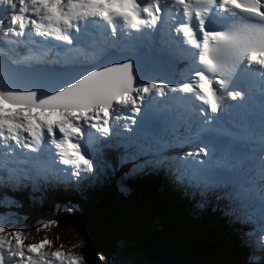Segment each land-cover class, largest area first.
I'll use <instances>...</instances> for the list:
<instances>
[{
	"label": "snow or ice",
	"instance_id": "1",
	"mask_svg": "<svg viewBox=\"0 0 264 264\" xmlns=\"http://www.w3.org/2000/svg\"><path fill=\"white\" fill-rule=\"evenodd\" d=\"M166 9L176 11L173 20H181L176 31L195 50L196 60L185 77L188 82L145 72L135 51L134 34L155 31ZM97 22L110 28L102 42L93 32L99 27ZM125 25L129 39L121 40ZM217 28L222 30H213ZM26 34L27 40L15 39ZM0 40L23 49L15 57L0 58V205H5L9 192L30 186L32 191H39L37 185L45 183L54 190H79L89 176L97 180L114 174L117 167L91 154L86 129L108 140L113 122L118 125L123 119L127 132L133 126L151 125L162 133L149 147L123 145L132 149L119 158L118 167L130 165L126 175L149 165L163 168L186 191L204 196L221 180L230 184L227 166L244 159L249 168L245 182L259 183L264 207V0H0ZM4 55L0 50V57ZM160 55H168L166 45ZM38 65L56 66L49 69L46 82L55 80L58 73L67 78L47 93L35 87L19 88L21 73ZM253 72L262 82L260 143L258 151L249 149L250 158H242L236 151L244 121L233 122L232 113L246 111L248 77ZM176 93L183 95H169ZM182 99L193 101L180 118L187 134L182 143L199 141L204 146L170 157L164 155L165 150L179 146L172 102ZM247 127L252 133L257 131L251 118ZM163 134L172 140L165 143ZM209 136L219 144L231 145L222 158L223 166L214 161V144L205 142ZM147 154H153V159L141 162ZM56 223L48 221L41 227ZM5 224L0 214V234L7 233V237L0 235V264H7L9 258L19 264H81L82 257L75 253L42 251L52 243L47 238L25 246L22 229ZM257 246L262 255L249 264L264 260V219L258 225Z\"/></svg>",
	"mask_w": 264,
	"mask_h": 264
},
{
	"label": "trees",
	"instance_id": "2",
	"mask_svg": "<svg viewBox=\"0 0 264 264\" xmlns=\"http://www.w3.org/2000/svg\"><path fill=\"white\" fill-rule=\"evenodd\" d=\"M129 186L137 193L136 204L133 205L135 210H130V214L116 202H125L120 195L110 191L98 193L97 189L91 198L85 200L76 195L62 196L59 199L61 202H64V198L78 201L67 205L66 211L52 212L50 205L39 209L38 203L36 213L44 219L34 222L43 225L56 221V224L47 227H50L56 240L62 239L75 245L77 255L82 257L81 264H118L119 252L125 264H132V259L125 255L130 252H140L146 259L142 240L147 229L153 225L162 228L173 224H179L182 232L193 237L201 236L209 242L212 248L209 264H236L242 261L243 252L235 243L237 237L216 213L207 210L193 213L181 199L175 198L169 187L154 178L135 179ZM140 192L143 196L138 194ZM19 199L20 204L13 203L11 206L18 204L15 212L27 219L32 214L27 212L29 206L39 200L27 195H21ZM74 205H78L79 210L68 212V207ZM50 218L53 220H46ZM135 257L140 258L138 255Z\"/></svg>",
	"mask_w": 264,
	"mask_h": 264
},
{
	"label": "clouds",
	"instance_id": "3",
	"mask_svg": "<svg viewBox=\"0 0 264 264\" xmlns=\"http://www.w3.org/2000/svg\"><path fill=\"white\" fill-rule=\"evenodd\" d=\"M71 74H76V72H71L70 75ZM248 171L249 170H245V169L241 170V172H243L244 174H247ZM161 184L164 185L163 183H161ZM103 186L104 187L101 190H99L98 193H101L103 191H110L114 194L117 193L118 195H120V197L125 202H121L119 200H116V202H120V203H123L125 205H129L132 202V199L134 198V196L137 194L135 192V190H133L131 188V186H129V185H128L127 193H125L122 190H120V192H116L115 189L111 188L110 182L108 184L107 183L103 184ZM164 186H166V185H164ZM167 189H169V188H167ZM170 190L173 192V195L175 196V198L177 196V199H181L185 204L188 202L187 199L181 197L180 196L181 194L179 192H177L175 189L170 188ZM42 195H43V199H44V206L50 205V207L52 208V212L66 211L65 208L67 207V205H70L69 201H72V202L76 201V200H69L67 198H64V202H61V201H59V199L64 195L55 196V195H53V193H44ZM234 195H235V200H234L233 206L237 207L240 211L234 209V213H235L236 217L233 220V222L240 221L239 219L241 217H243L244 214L249 213V212L253 211L254 209H258L257 207H255V205L252 202H250L247 199L246 194L244 192V189L234 188ZM138 197H139V195H138ZM249 197H251V195H249ZM34 198L35 199L37 198L36 192H34ZM134 204H136V203L134 202ZM133 205H132V209H133ZM37 207H38V205H37ZM74 207L76 209L75 211L79 210L78 205H74ZM187 207L189 208V210H191L193 213H195V210H194L192 205H188ZM211 207L212 206H209V208H211ZM125 210H127L128 211L127 213H129V214L131 213L130 209L125 208ZM133 210H135V209H133ZM214 210H216V209H214ZM231 210L233 211V209H231ZM215 213L217 215H219L223 221V216L217 210L215 211ZM50 219L53 220L52 218H50ZM229 226L231 227V223L229 224ZM152 227H154L153 230H155L156 226L153 225ZM152 227H150V228H152ZM49 228L50 227H45L43 229L47 230L50 233V235L54 239V242L59 241L57 243V246L61 247L62 244L66 245L69 248V253L77 254L75 248L71 244H69L68 242L62 241V239L56 240V237L51 233ZM150 228H148V229H150ZM163 229H165V228H162V229L158 230L157 232L160 235H162L165 232V230H163ZM177 230L180 232V234L183 235V232L181 231L179 224H173V226L171 228L168 227V229H166V231H169V232L162 235V237L167 236L168 239H165L163 237V239L166 241L167 244L165 245V247L162 250V256L161 257H159L157 254H155V250L159 249L155 245V242L150 240V239H147L146 236H145L144 241L142 240L143 252H144L146 259H143L142 256L139 259H137L136 257H129L127 254H125V255H127L129 258L132 259V264H145L147 261H150L153 264H164L165 262L160 263L158 260L163 259L165 257L173 258V260H171L172 264H180V259L183 258L185 261L189 257L187 259V260H189V262H184V264H187V263L191 264V259L194 256L193 254H194V251L196 249L195 240L198 238H202L206 241V239L201 237V236L200 237H193L191 235L190 236L183 235V236L179 237L176 234ZM230 231L233 233V235H235L237 237V241L235 242L237 245V248L243 252V258H242V261H239V264H249L250 261L257 260V258H259L262 255L259 248H257V245H255V246L249 245L248 242L249 241L254 242V240L251 239V237H250L251 233L249 232V227L247 225H243L242 227H239L238 230H235L232 228V229H230ZM39 238H41L40 235H39ZM246 241H247V243H246ZM211 249L209 250L210 254H211ZM257 253H258V255H257ZM151 256H153V257H151ZM121 257H122V254L119 252L118 258H117L119 260L118 264H125V261L123 259H121ZM166 262L169 264L170 260L166 261ZM263 263H264V260L260 261V264H263Z\"/></svg>",
	"mask_w": 264,
	"mask_h": 264
},
{
	"label": "bare ground",
	"instance_id": "4",
	"mask_svg": "<svg viewBox=\"0 0 264 264\" xmlns=\"http://www.w3.org/2000/svg\"><path fill=\"white\" fill-rule=\"evenodd\" d=\"M138 57V55H137ZM122 61V60H121ZM123 62V61H122ZM50 73L47 72V71H32V72H29L28 74L27 73H22L21 74V80L22 82L24 83H19L18 84V87L23 85L22 87L23 88H27L28 90H32L34 87L36 88L38 84H41L43 83V80H45V77L49 76ZM67 77L64 76L63 74H57V78L55 80H51L52 83H63V80L66 79ZM26 82H28V84H26ZM44 93V92H43ZM171 228L172 226L169 225V226H164L162 228H165L163 230H165V233L169 232V231H166V229ZM162 228H155V230L151 229L148 234L146 235L147 239H150L152 241L155 242V245L160 249V250H163V248L165 247V245L167 244L166 241L163 239V237L165 239H168V237L166 236H163L160 235L157 231L162 229ZM176 234L181 237L183 235L185 236H190L189 234H187L186 232H183V235L180 234V232L177 230L176 231ZM157 243V244H156ZM211 260V259H210ZM209 260V261H210ZM193 263H197L198 260H191Z\"/></svg>",
	"mask_w": 264,
	"mask_h": 264
},
{
	"label": "water",
	"instance_id": "5",
	"mask_svg": "<svg viewBox=\"0 0 264 264\" xmlns=\"http://www.w3.org/2000/svg\"><path fill=\"white\" fill-rule=\"evenodd\" d=\"M195 245H196V249L194 251V256L192 257L191 260H198L197 263H193L191 261V264H208L209 260H210V249L211 246L210 244L205 241L202 238H198L195 240ZM155 254H157L159 257L162 256V250L157 249L155 250ZM153 257V256H151ZM169 261V260H168ZM164 264H168L167 262H165ZM170 264V263H169ZM180 264H184V259H180Z\"/></svg>",
	"mask_w": 264,
	"mask_h": 264
},
{
	"label": "rangeland",
	"instance_id": "6",
	"mask_svg": "<svg viewBox=\"0 0 264 264\" xmlns=\"http://www.w3.org/2000/svg\"><path fill=\"white\" fill-rule=\"evenodd\" d=\"M173 153V152H172ZM109 163H111V164H114L115 163V160L113 159V158H110L109 159ZM50 189H52L51 187H49ZM55 190H59V188L58 189H55ZM138 194H140L141 196H143V193H138ZM137 198V196L135 195L134 196V198L132 199V202L129 204V205H125V204H123V203H120V202H117L118 204H120V205H122V206H124L125 208H128V209H132V205L134 204V201H135V199ZM134 209V208H133ZM132 209V210H133ZM155 226V225H154ZM157 226V225H156ZM151 229H154V227H152V228H150V229H148L147 231H146V233L144 234V236H143V241H144V239H145V236H146V234L148 233V231L149 230H151ZM138 255L139 257H141V254H140V252H130L129 254H127L129 257H135V255ZM189 258V257H188ZM187 258V259H188ZM185 260L184 262H189V260ZM257 259H259V258H257ZM168 260H170V264H172V261L171 260H173V258H169V257H165V258H163V259H160V260H158L160 263H163V262H166V261H168ZM145 264H153L152 262H150V261H147ZM187 264H190V263H187ZM236 264H239V261H237L236 262Z\"/></svg>",
	"mask_w": 264,
	"mask_h": 264
}]
</instances>
